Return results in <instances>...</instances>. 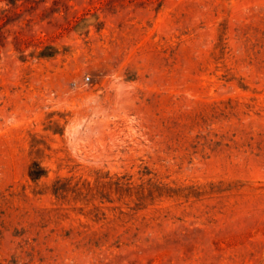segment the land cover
Here are the masks:
<instances>
[{"label": "rangeland", "instance_id": "rangeland-1", "mask_svg": "<svg viewBox=\"0 0 264 264\" xmlns=\"http://www.w3.org/2000/svg\"><path fill=\"white\" fill-rule=\"evenodd\" d=\"M0 264H264V0H0Z\"/></svg>", "mask_w": 264, "mask_h": 264}]
</instances>
